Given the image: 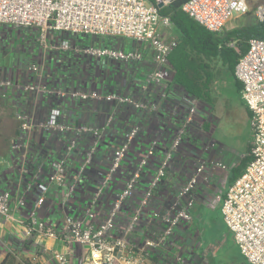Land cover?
Returning a JSON list of instances; mask_svg holds the SVG:
<instances>
[{
  "label": "built area",
  "instance_id": "obj_1",
  "mask_svg": "<svg viewBox=\"0 0 264 264\" xmlns=\"http://www.w3.org/2000/svg\"><path fill=\"white\" fill-rule=\"evenodd\" d=\"M174 0H0V27L3 25L19 29H34L38 41L55 52L84 53L95 60L110 59L132 70L139 68L147 58L149 67L141 74L134 92L104 88L66 89L52 87L34 80L18 86L23 92L35 95H55L61 102L85 104L93 100L113 103L102 125L88 123L75 124L66 115L61 105L49 108L46 118L36 119L26 109L17 111L22 122L19 135L13 139V153H23L29 147L30 137L35 128L50 132L62 141L63 151L50 170H44L40 163L34 166V182L28 184L24 194L16 198L15 208H28L24 220L29 234L39 233L49 238H60L67 245L86 248L87 255L81 264H147L156 258H164L169 264H208L206 258L194 251L185 256L182 251L173 258L165 251L172 249L182 240L187 226L193 221L195 190L201 181H209L215 169H227L226 163L216 159L199 158L198 164L188 180L178 189L173 203L166 207L154 204V190L162 182L171 166L178 148L188 133L192 116L196 112V98L186 96V102L179 109L183 113L171 145L159 155L161 142L152 138L124 186L116 193L103 217L97 215L96 206L107 192L109 181L120 169L132 145L138 138L143 121L136 119L123 127L120 144L114 149L109 170L100 173L101 185L79 216L67 215L64 226L57 230L44 219L38 210L45 203L46 193L52 184L58 185L64 193V202L69 203L76 192L77 183L68 179V168L75 152L86 136L90 142L85 148V160L79 168V176L85 173L88 163L97 154L108 129L115 122L117 111L122 106L131 107L138 115L157 112L162 101L169 98L166 79L172 75L169 55L177 46L175 36L165 37L171 29L172 20L161 13V8ZM254 4L256 18L264 22V0H188L182 9L201 25L213 32H220L234 14H247ZM55 33H62L56 44L50 39ZM68 34H82L88 37H118L132 39L137 45L74 46ZM142 46L145 45L144 50ZM231 46H235L232 42ZM139 46L141 48H139ZM137 47V48H136ZM150 58V59H149ZM28 71L41 78L42 68L37 62L28 65ZM141 73V72H140ZM236 77L242 82L243 99L252 111L254 130L253 160L242 175L235 180L222 197L223 220L231 230L241 254L250 264H264V39L251 38L248 51L239 59L235 68ZM33 79V78H32ZM16 86L11 78L0 77V92ZM156 160V169L148 175L150 185L135 203L143 177L150 172ZM6 160L0 157V218L11 215L12 191L1 184L3 165ZM27 166L23 171L27 172ZM30 196L35 200L30 201ZM145 208H150L147 218ZM129 210L130 213H127ZM147 221V222H146ZM142 222L147 231L137 237ZM149 229V230H148ZM194 242V241H193ZM192 242V243H193ZM191 243V244H192ZM181 244V243H180ZM186 241H184L185 246ZM186 247V246H185ZM57 264H70L67 254L54 253ZM161 264V263H159Z\"/></svg>",
  "mask_w": 264,
  "mask_h": 264
},
{
  "label": "crops",
  "instance_id": "obj_2",
  "mask_svg": "<svg viewBox=\"0 0 264 264\" xmlns=\"http://www.w3.org/2000/svg\"><path fill=\"white\" fill-rule=\"evenodd\" d=\"M170 30L173 29L171 28ZM170 30L168 32L169 38L176 36L175 31H171L170 34ZM17 32V35H20L16 37L20 40V43H17V47H20L21 51H18L19 54L14 58L13 66L1 65L3 66L1 67L2 74L6 78H11L14 81V85H16L7 89L3 95L9 98L10 110L15 115L19 109H26L32 112L36 119L43 120L46 118L51 106L61 105L66 115L75 124L88 123L102 125L107 118L109 110L113 107V103L101 100H93L82 105L69 101L63 103L55 95H41L39 98L33 94L23 95L22 90L18 86L37 79L42 84L51 85L52 87L61 86L66 89H81L87 87L93 89L99 87V89H118L124 92H134L135 86L142 79L141 74L149 67L147 63H143L139 68L131 72L113 60H95L84 53H73L75 51H70L65 54L48 50L43 53V49H40L39 46L34 44L35 38L33 33L26 32V35L24 33L20 34L21 29H17ZM22 35L27 38H24ZM63 35L62 33H55L50 36V39L52 41H56L57 39L58 41ZM69 35L73 37L71 41L74 46H87L93 41H95L94 44L96 45L99 42H101V45H110V43L106 42V37H88L82 34ZM11 42L14 43V40ZM36 59H38V63L42 68L41 78L38 77L39 75H33L28 71L29 63H37L35 61ZM165 83L170 93L169 98L162 101V105L157 112L144 117L142 114L138 115L134 113L131 107L127 105L118 109L115 122L108 129V133L100 145L97 154L88 163L85 173L80 177L78 171L85 160V148L88 146L91 137L88 135L83 138L75 152L74 158L70 161L67 172L69 181L77 183L74 196L70 199L69 203H65L63 200V190L58 185L52 184L46 193L45 203L38 210L41 219H44L57 230H61L68 214L79 216L83 213L88 202L101 185L100 175L102 174L100 173H105L109 170L113 151L120 144L123 135V127L130 121H135L136 119L143 121L142 130L124 159L120 169L114 174L112 180L109 181L107 192L101 197L96 206L99 217H103L116 196V193L124 186L128 176L137 164L139 157L142 155L143 150L152 138H159L161 142L159 155L164 153L171 145L175 130L178 124L181 123L183 113H180L182 110L179 108L181 105L183 106L182 103L186 102V96L188 95L171 78L166 79ZM16 119L9 118L4 122V128L7 131L5 136L10 140V143L17 135L15 134L17 129ZM6 123H9V125L7 126ZM187 138L184 140L182 147L175 153L171 166L167 170L162 182L154 190V204L159 207H166L173 203L178 189L188 180L195 169L193 162H196V152L188 147V144L193 143V137L189 135ZM62 151V141L57 136L37 127L32 131L27 151L20 154L13 153L9 144L8 152L10 158L0 156L6 160L3 165L4 174L1 178V184L13 193L11 199V215L0 218V264L6 259L11 260L12 264H26L27 261L31 264H57L54 259L55 252L67 254L71 260L70 264H81L82 257L87 255L86 248L78 245H67L60 238H49L39 233L29 234L24 222L28 216V208H15L16 198L22 196L28 184L34 182V166L40 163L44 166L45 172L50 170L54 161L61 156ZM24 166H27L29 169L27 172L23 171ZM156 167L155 160L154 164L149 168L150 172L144 174L147 176L143 177V183L138 189L137 197H134L135 203H138V198L142 196L146 187L150 185L151 178L148 175H151ZM228 176L217 173L209 181H201L195 190L193 221L187 226V230L184 233L181 231L183 240L180 241L181 244L178 243L172 249L165 251L169 257L173 258L174 253L179 251H182L186 257H190V252L198 251L196 248L197 242L192 243V233L196 236V232H198L200 226V220L204 216H208L214 212L213 210H218L222 216V197L225 196L230 186ZM220 179L223 180L221 181ZM219 185H222L224 189H222L223 191L220 190L217 192L216 190ZM34 200L35 197L30 196V201ZM148 210L150 208L144 209V214L146 215L144 218L148 217ZM126 212L130 213L129 210H126ZM146 231V224L142 222L136 232L137 237H142ZM184 241H186V247L182 245ZM159 263L169 264L170 262L164 258L154 257L147 264ZM243 264L250 263L244 258Z\"/></svg>",
  "mask_w": 264,
  "mask_h": 264
},
{
  "label": "rangeland",
  "instance_id": "obj_3",
  "mask_svg": "<svg viewBox=\"0 0 264 264\" xmlns=\"http://www.w3.org/2000/svg\"><path fill=\"white\" fill-rule=\"evenodd\" d=\"M252 1L255 3L260 0ZM254 15L234 14L228 21L225 29L231 30L250 21L252 22L254 20ZM17 29L19 30V28L8 25L0 27V66L2 64L13 66L14 58L19 54L18 51H21L20 47H17V43H20V40L16 38L19 32H17ZM25 30L26 29H21L20 34L24 33L26 35V32L33 33L35 38L34 44L39 46L40 49H43V53L49 50L45 49L38 41V33L35 30ZM171 31L173 32V30H170V34ZM168 32L164 34L166 38L169 37ZM22 36L27 38L24 35ZM62 37H64V35ZM68 38L71 40L73 37L69 35ZM12 40H14V43L11 42ZM114 40L118 43H125V47L127 48L137 45L135 43L133 45L134 41L124 36H118L114 38ZM53 41V43L56 44L59 40L57 41L56 39V41ZM94 42L95 41L90 45H93ZM98 44L94 45L100 46L101 42ZM141 47L144 50L145 45H141ZM141 47L139 46V48ZM35 61L38 62V59ZM144 62L150 63L147 58H145ZM218 69L219 75L213 85L212 103L200 102L197 99L195 103L196 112L192 116L193 120L189 132L186 133L184 138V140L188 139L187 137H189V135L193 137V143L188 144V147L197 154V157L195 154L196 162H193L194 166L198 164L197 160H199V158L216 159L227 164V169H215L212 171L211 177L217 173L219 175H229L232 166L239 161L245 154L248 145L254 141L252 117L249 115V108L243 99L242 91L238 89L234 78L230 76L225 69L220 65H218ZM171 77L172 75L169 76V79ZM98 88L99 87H96V89ZM201 121H207L205 128L209 133L201 128ZM6 125L8 126L9 123H6ZM5 130L4 127L1 128V134L5 132V135L7 133ZM5 156L10 158L9 152H7ZM220 180L222 181L223 179ZM222 189H224V187L219 185L216 191L219 192ZM213 211L214 212L210 213L208 216H204L200 220V226L198 232H196V236L192 233V242H197V253L204 256L208 264H243L244 258L238 245L234 241L231 230L226 226L218 210ZM191 255L194 256V252Z\"/></svg>",
  "mask_w": 264,
  "mask_h": 264
},
{
  "label": "trees",
  "instance_id": "obj_4",
  "mask_svg": "<svg viewBox=\"0 0 264 264\" xmlns=\"http://www.w3.org/2000/svg\"><path fill=\"white\" fill-rule=\"evenodd\" d=\"M155 1V0H151ZM188 0H174L172 3L161 8V13L171 17V28L176 33L177 46L169 55L170 67L172 69V81L183 88L187 94L200 102L212 103L214 83L219 75L218 65L225 69L235 80L239 90L242 91L243 84L236 77L235 68L239 59L248 51L251 38L264 39V22L259 21L254 15V4L247 13L254 15V20L244 25L226 30V26L220 32H213L201 25L198 21L186 13L182 7ZM114 38L106 37V42L121 46ZM114 41H113V40ZM234 42L235 46L230 44ZM0 66V77H4ZM23 92V91H22ZM23 95H28L23 92ZM249 115L252 117V111ZM15 119L17 114L10 110L9 98L0 92V156H5L9 151L10 140L1 134V128L6 119ZM17 129L15 138L20 133L21 121L17 118ZM207 121H201V128L209 133L205 126ZM253 142L246 149L245 154L232 166L229 173V184L237 180L253 160ZM2 264H12L6 259ZM26 264H31L26 262Z\"/></svg>",
  "mask_w": 264,
  "mask_h": 264
}]
</instances>
